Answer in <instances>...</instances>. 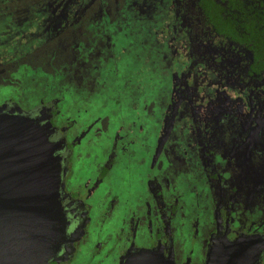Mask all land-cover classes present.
Returning a JSON list of instances; mask_svg holds the SVG:
<instances>
[{
	"label": "flooded vegetation",
	"instance_id": "af4514ba",
	"mask_svg": "<svg viewBox=\"0 0 264 264\" xmlns=\"http://www.w3.org/2000/svg\"><path fill=\"white\" fill-rule=\"evenodd\" d=\"M219 2L233 21L235 8ZM199 3L0 0V106L47 126L60 165L64 234L46 264H123L141 249L205 264L220 240L264 237V65ZM145 24L165 97L159 87L145 99L127 78L106 83L125 51L115 35ZM106 87L116 103L128 88L127 118H110ZM91 97L100 105L86 107ZM120 160L136 164L122 190L110 179Z\"/></svg>",
	"mask_w": 264,
	"mask_h": 264
},
{
	"label": "water",
	"instance_id": "95a60500",
	"mask_svg": "<svg viewBox=\"0 0 264 264\" xmlns=\"http://www.w3.org/2000/svg\"><path fill=\"white\" fill-rule=\"evenodd\" d=\"M0 106V264H46L63 240L60 165L47 126ZM19 109V108H18ZM264 237L220 240L205 264H258ZM123 264H168L141 249Z\"/></svg>",
	"mask_w": 264,
	"mask_h": 264
},
{
	"label": "rangeland",
	"instance_id": "374dc122",
	"mask_svg": "<svg viewBox=\"0 0 264 264\" xmlns=\"http://www.w3.org/2000/svg\"><path fill=\"white\" fill-rule=\"evenodd\" d=\"M149 25L150 24H145V27H147L145 32H142L143 29L139 27L140 30L135 33H126L122 27L121 31L115 35L117 41H119V43L123 44L125 47V51H116L114 57V65L117 66L116 74H113L114 78L111 76L110 80L106 82L107 84H110L111 82L113 84H120L125 78H127L125 82H129L130 85L132 83L134 85L133 87H138V85L140 86L141 84L137 91L139 92V90H141L140 96H144V93L146 95L145 99H149L153 95H159L156 92L159 87L161 89L160 96L165 97V88L169 84V78L166 71L162 70L161 75V66L154 68L155 65L158 66V64H151L150 58L151 56L154 57L155 51L153 50V47L149 46L151 42V32L149 30ZM142 36L146 40V44L140 43V37L142 38ZM126 90H128V88H125L124 94H119L121 97L120 102L116 103L110 97V88L106 87L109 97L101 103L105 104L110 118H113L116 115H121L123 117L125 116L127 118L131 114L128 104H126ZM1 92L2 91H0V93ZM138 102H140V100ZM138 102L136 104H138ZM95 104L100 105V100L92 97L90 102L85 103L86 107L88 108H92ZM150 132L151 131H148V133ZM153 137L154 131H152L148 136L147 140L149 143H151ZM137 145L138 141L136 139L135 148H137ZM100 148L101 147L99 145V148H95V150L92 149L94 154H98ZM135 166L136 164L131 163L130 161L123 163L121 160L117 163V165H114L112 177L110 176V179L113 178L114 181L112 179L111 181H113L115 189L122 190L124 187H126L127 181L131 179L132 173L136 168ZM188 244L192 247H195L196 241H189ZM75 264H82V259L77 258Z\"/></svg>",
	"mask_w": 264,
	"mask_h": 264
},
{
	"label": "trees",
	"instance_id": "16d2710c",
	"mask_svg": "<svg viewBox=\"0 0 264 264\" xmlns=\"http://www.w3.org/2000/svg\"><path fill=\"white\" fill-rule=\"evenodd\" d=\"M225 1L229 3L228 7L232 5L235 8L232 15L228 14L233 21L223 17L219 0H200L199 4L202 11H205L204 16H210L211 20L205 16L209 24L228 36H234V42L251 49L255 63L264 65V3H259L254 10L253 5L246 0ZM228 7L227 11L232 12Z\"/></svg>",
	"mask_w": 264,
	"mask_h": 264
}]
</instances>
